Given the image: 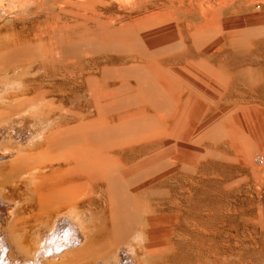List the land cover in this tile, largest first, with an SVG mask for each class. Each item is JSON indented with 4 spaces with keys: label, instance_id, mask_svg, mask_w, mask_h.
Returning a JSON list of instances; mask_svg holds the SVG:
<instances>
[{
    "label": "bare ground",
    "instance_id": "1",
    "mask_svg": "<svg viewBox=\"0 0 264 264\" xmlns=\"http://www.w3.org/2000/svg\"><path fill=\"white\" fill-rule=\"evenodd\" d=\"M170 2L169 15L158 16L139 6L116 15L109 0H0V20L30 14L26 28L0 24V264H247L237 260L234 235L222 237L216 220L207 223L218 216L219 182L200 162L183 173L172 205L155 201L140 233L123 206L116 213L106 207L96 226L80 198L84 186L111 187L128 175L177 176L176 156L154 161V125L169 117L184 88L225 84L187 56L191 40L209 33L218 41L204 54H224L235 0ZM254 39H264L263 19ZM128 86L142 93L148 122L124 119ZM263 114L234 113L233 124L217 132H253L264 144ZM208 182L213 207L192 215L194 228L182 225L187 199ZM188 234L194 252L178 263Z\"/></svg>",
    "mask_w": 264,
    "mask_h": 264
},
{
    "label": "rangeland",
    "instance_id": "2",
    "mask_svg": "<svg viewBox=\"0 0 264 264\" xmlns=\"http://www.w3.org/2000/svg\"><path fill=\"white\" fill-rule=\"evenodd\" d=\"M109 1L110 6L118 9L116 15H122L135 6L158 16H168L171 11L170 0ZM234 4L235 11L225 32L227 45L224 46V54L211 59L204 54L218 41L214 34L209 33L191 40L192 46L187 56L190 60L202 61L203 67L214 74L215 81L225 84L217 89L195 85L184 88L169 117L154 125L158 131L153 148L154 161H159V156L164 154L176 156V161H182H178L179 166L175 167L177 176H155L149 180L143 175H128L111 187L101 184L84 186L80 198L85 201V206L92 209L96 226H100L106 207L116 213L123 206L127 213L125 220L134 226L135 233H140L148 217L156 214L153 209L155 201L165 200L172 205L174 200L170 196L186 182L183 173L190 172L200 162L198 165L208 177L217 175L219 182L216 202L218 216L214 220L206 219L207 223L212 224L216 220L222 237L228 232L234 235L233 243L241 254H237L240 263L264 264V163L256 159L257 156L264 159V144L262 139L253 137V132L234 131L232 135L217 132L221 125L233 124L234 113H264V39H254L260 19L264 20V0H235ZM5 14L0 10V18ZM29 17L28 12L16 11L14 16L8 15L0 20V24L6 22L8 27L15 25L17 29L26 28ZM225 68L229 71L226 75ZM141 95L140 91L130 86L125 89L123 109L126 121L146 123L151 120L148 118L151 110ZM245 126L251 130L254 124L247 121ZM133 151L132 147L126 148L128 154ZM213 186L208 182L194 188L186 201L189 212L187 217L181 218L182 225L189 224L194 228L190 220L192 215L201 209L208 212L213 207L214 201L210 195ZM0 199L3 200L1 196ZM190 230L193 232V229ZM116 232L120 234L119 230ZM194 238L195 235L188 234L184 239L186 243L179 245L178 250L186 256L176 258V262L183 263L188 257L190 259L195 249Z\"/></svg>",
    "mask_w": 264,
    "mask_h": 264
},
{
    "label": "built area",
    "instance_id": "3",
    "mask_svg": "<svg viewBox=\"0 0 264 264\" xmlns=\"http://www.w3.org/2000/svg\"><path fill=\"white\" fill-rule=\"evenodd\" d=\"M256 159L259 163H264V159L261 156H257Z\"/></svg>",
    "mask_w": 264,
    "mask_h": 264
}]
</instances>
